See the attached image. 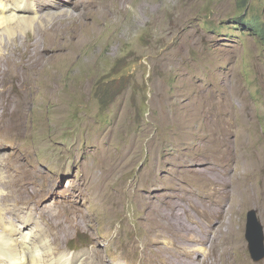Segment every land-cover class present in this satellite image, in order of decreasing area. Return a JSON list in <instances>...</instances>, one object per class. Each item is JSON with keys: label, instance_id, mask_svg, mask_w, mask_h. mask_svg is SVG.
Masks as SVG:
<instances>
[{"label": "rangeland", "instance_id": "obj_1", "mask_svg": "<svg viewBox=\"0 0 264 264\" xmlns=\"http://www.w3.org/2000/svg\"><path fill=\"white\" fill-rule=\"evenodd\" d=\"M50 3L61 9L39 14L53 30L2 35L21 74L15 116L0 106L4 222L30 220L46 263L48 251L84 264H264L245 238L250 210L264 226V39L237 22L264 26V0ZM49 34L70 50L29 71L25 46L43 50ZM196 204L222 214L202 218Z\"/></svg>", "mask_w": 264, "mask_h": 264}, {"label": "bare ground", "instance_id": "obj_2", "mask_svg": "<svg viewBox=\"0 0 264 264\" xmlns=\"http://www.w3.org/2000/svg\"><path fill=\"white\" fill-rule=\"evenodd\" d=\"M40 1V0H39ZM38 0H0V61H3L2 64H5V60L9 59L8 56L9 54H1V50L2 48V35L5 33H7L10 37L15 36L16 34V30L18 27H21V25H28L29 27H33L36 24L38 25H43L44 23L46 24V22L48 21L46 19V16L44 18L40 17L39 13H46V12H51V10H49L50 8H57V9H61V5H55L52 3H46V4H42L40 6H38L39 3ZM47 0H45L44 2H46ZM49 1V0H48ZM47 1V2H48ZM38 2V3H37ZM41 2V1H40ZM43 2V3H44ZM82 2V1H81ZM40 4V3H39ZM76 4V3H75ZM74 4V5H75ZM81 5V4H80ZM77 7V6H76ZM57 11V10H56ZM65 11V10H64ZM55 12V11H54ZM56 13V12H55ZM39 14V17H37V15ZM54 14V13H53ZM60 14V13H59ZM59 14L54 15L57 16L56 19H54V22H52L51 27H56L57 24L61 23L56 21L59 18ZM74 14V13H73ZM45 15V14H44ZM52 14L47 13V17L50 16L51 17ZM71 15V14H70ZM42 16V15H41ZM78 16V15H77ZM65 17V16H64ZM68 17V16H67ZM73 19V18H71ZM74 23H77L74 19H73ZM72 22V23H73ZM48 23V22H47ZM50 23V22H49ZM48 23V24H49ZM35 24V25H34ZM44 24V25H45ZM62 24V23H61ZM47 25V24H46ZM45 25V26H46ZM64 25V24H63ZM78 25V23H77ZM67 26V25H65ZM75 26V25H74ZM47 27V26H46ZM44 27V31L45 30H50L52 28L49 27ZM64 27V26H63ZM95 27V26H94ZM43 28V27H42ZM46 28V29H45ZM62 28V27H61ZM20 29V28H19ZM55 29V28H54ZM68 28H66L67 30ZM95 28H90V30H94ZM53 30V29H52ZM71 30V29H70ZM58 31V30H57ZM65 31V30H64ZM43 32V31H42ZM60 32V31H59ZM58 32V33H59ZM80 32V31H79ZM41 34V33H40ZM46 34V33H45ZM52 35V36H51ZM51 36V37H50ZM60 36V34L58 35ZM78 36V35H77ZM61 37V36H60ZM4 39V37H3ZM8 40V39H7ZM47 40L51 41L48 42L46 41V45L47 48L41 50L40 48L36 47V43H27V45L25 46L24 50H23V54H25L26 56H24L22 59L24 60V62H26V66L25 68L28 69L29 71H34L35 68L33 66V64H36L35 62H37V60H46V61H51L52 58H55V54L57 51L59 50H64L67 49L70 45V43L60 40L59 37H54L53 34H49V36H47ZM9 41V40H8ZM6 42V41H5ZM4 42L5 46L6 43ZM32 42V41H31ZM8 45V44H7ZM38 45V44H37ZM5 48V47H4ZM57 48H61L58 49ZM7 49V48H6ZM9 49V48H8ZM67 49L66 52H68ZM12 52V51H11ZM54 53L53 55H51L50 53ZM70 52V51H69ZM69 54V53H68ZM71 54V53H70ZM12 56V55H11ZM62 55H57L58 59L62 58ZM70 56V55H69ZM14 59H12V63H10L9 66H7L6 64L3 65L5 67H3L2 65H0V86L2 88V90L0 91V106L2 108H4L5 112L11 115L15 116L16 111L18 110L17 103L14 105L13 103L16 102V98H17V90L19 89V84L16 82V77L17 76H21V74L17 75L16 77H14L15 72L17 73L18 70H16L15 65L16 62H14L15 57H13ZM11 59V58H10ZM9 59V60H10ZM57 59V58H56ZM54 60V59H53ZM8 63V62H7ZM23 64V63H21ZM19 67V66H18ZM21 67V66H20ZM22 70V69H21ZM24 70V69H23ZM27 70V71H28ZM19 72V71H18ZM35 72V71H34ZM21 73V71H20ZM27 73V72H26ZM28 74V73H27ZM26 75V74H25ZM32 75V74H31ZM36 75V73H35ZM27 76V75H26ZM24 76V77H26ZM29 77V76H28ZM31 77V76H30ZM22 78V77H20ZM23 79V78H22ZM21 79V81H22ZM27 79V78H26ZM30 80V78H29ZM32 80V79H31ZM23 85V84H22ZM0 88V89H1ZM23 102V101H22ZM13 104V105H12ZM22 105V104H21ZM6 106V107H5ZM16 107V108H15ZM21 109V108H20ZM23 110V109H22ZM20 111V110H19ZM4 112V113H5ZM21 112V111H20ZM3 113V112H2ZM5 115V114H4ZM19 115V114H18ZM5 117V116H4ZM18 117V116H17ZM12 118V117H11ZM4 119V118H3ZM15 123V122H14ZM1 133V131H0ZM1 136V135H0ZM26 167V166H25ZM16 170V169H14ZM17 178V177H16ZM2 180V179H1ZM0 180V185L3 184V182ZM4 181V180H3ZM8 181V180H7ZM13 184V183H12ZM4 185V184H3ZM22 185V184H21ZM199 185V184H198ZM8 186V185H7ZM19 186V185H18ZM203 187V186H202ZM11 188V187H9ZM27 189V188H26ZM13 191V190H12ZM15 191V190H14ZM13 191V193H14ZM22 191V190H21ZM20 191V192H21ZM1 192V191H0ZM99 192V191H98ZM18 194H20L19 192H16ZM15 193V194H16ZM23 193V192H22ZM2 194H0V200L3 199H10L12 197V193L9 192V194H7L6 196L3 195V197L1 196ZM23 195V194H22ZM21 196V195H20ZM180 196V195H179ZM179 196H176L175 198H178ZM184 196V195H183ZM182 196V197H183ZM2 197V198H1ZM16 197H18L16 195ZM25 197V196H24ZM23 197V198H24ZM14 198V197H13ZM16 198H14L13 200H15ZM18 199V198H17ZM25 199V198H24ZM27 199V198H26ZM110 199V198H109ZM184 199V198H182ZM111 200V199H110ZM113 200V199H112ZM4 201V200H3ZM17 203L23 202L24 200L20 199V201L15 200ZM26 201V200H25ZM98 201V200H97ZM1 202V201H0ZM29 203V202H27ZM25 204V203H24ZM98 206V205H97ZM159 209V208H158ZM193 209L194 211L202 218H208V219H214V217H218L219 214L221 215L222 212L217 211L214 213V215L211 217V215L209 216L208 213L210 212L209 210L207 211L206 208L203 209V207H198L197 204L193 205ZM172 210V209H171ZM214 212V210H211ZM4 209H0V227L1 230L3 229L2 234H0V264H84L85 263V255L86 254H79L78 256L74 257L71 261H66V260H62V258H56L52 256L51 252L45 253L47 255L46 258L48 259V262H42L40 261V259L38 260L37 257L39 256V251L38 249H34L35 247H37V244L39 246V248H44L45 250L47 249V241L45 239L40 240V236L39 238L36 237H31L29 236V234H25L24 231H26V229H29L30 227V220H25V222L22 225V228H11L9 227L3 220V214H4ZM171 212V211H170ZM169 212V213H170ZM11 213V212H10ZM166 213V212H165ZM174 213V212H173ZM180 213V212H179ZM178 214V213H177ZM176 214V215H177ZM6 215V214H5ZM164 215V214H163ZM193 215V214H192ZM151 216V215H150ZM182 216V214H181ZM223 216V215H222ZM165 217V216H164ZM168 217V214H167ZM180 217V216H179ZM216 217V218H217ZM169 218V217H168ZM176 218V217H175ZM178 218V217H177ZM198 219V217H196ZM153 219V218H152ZM165 219V218H164ZM167 219V218H166ZM165 219V220H166ZM179 219V218H178ZM177 219V220H178ZM186 219V218H185ZM169 221V220H168ZM180 221V220H179ZM182 221V219H181ZM180 221V222H181ZM184 221V219H183ZM198 221V220H197ZM76 222V221H75ZM81 222V221H80ZM177 227V229H181L183 225V223H180ZM177 223V221H176ZM175 223V224H176ZM167 224V222H166ZM170 224V223H169ZM168 224V225H169ZM73 227H78V223H74L73 222ZM153 225V224H152ZM167 225V226H168ZM177 225V224H176ZM220 225V224H219ZM224 225V224H223ZM225 226V225H224ZM176 227V226H175ZM169 228V227H168ZM212 227L208 226V228L206 229L207 234L210 232ZM214 228V227H213ZM219 228V227H218ZM224 228V227H223ZM227 228V227H225ZM175 229V228H174ZM183 229V228H182ZM217 229V228H216ZM222 229V227H220V230ZM184 230V229H183ZM219 230V229H218ZM228 230V229H226ZM29 232V231H28ZM40 232V231H39ZM178 232V231H177ZM219 232V231H218ZM224 232V230H223ZM222 232V233H223ZM22 235V239L19 238ZM221 233V234H222ZM35 234V233H34ZM179 234V233H178ZM177 234V235H178ZM225 234V233H224ZM33 235V234H32ZM36 235V234H35ZM224 236V235H222ZM178 237V236H177ZM183 237V236H182ZM190 237L189 236H185L184 239L188 240ZM200 238V237H199ZM227 238L228 235H225V237L221 238L222 243L225 245L227 243ZM181 239V238H180ZM196 240V238H195ZM45 241V242H44ZM175 241V240H174ZM198 241V240H197ZM201 241V240H199ZM219 243V242H218ZM221 244V243H219ZM47 246V247H46ZM223 246V245H222ZM38 248V247H37ZM239 249V248H238ZM174 250V249H173ZM50 251V249H49ZM46 252V251H44ZM43 252V254H44ZM188 252V251H187ZM226 248L223 249L222 253H226ZM183 253V252H182ZM189 253V252H188ZM41 255V254H40ZM174 255V254H173ZM42 256V255H41ZM181 257V256H180ZM192 257V256H191ZM43 259V258H42ZM45 260V259H44ZM43 260V261H44ZM100 261V260H99Z\"/></svg>", "mask_w": 264, "mask_h": 264}, {"label": "water", "instance_id": "obj_3", "mask_svg": "<svg viewBox=\"0 0 264 264\" xmlns=\"http://www.w3.org/2000/svg\"><path fill=\"white\" fill-rule=\"evenodd\" d=\"M245 238L254 262L264 260V226L257 210H250L247 213Z\"/></svg>", "mask_w": 264, "mask_h": 264}, {"label": "trees", "instance_id": "obj_4", "mask_svg": "<svg viewBox=\"0 0 264 264\" xmlns=\"http://www.w3.org/2000/svg\"><path fill=\"white\" fill-rule=\"evenodd\" d=\"M248 0H242L243 4H247ZM237 22L240 24L247 25L254 33L261 35V38L264 39V26L260 24V20L256 17H252L251 19L245 20L244 18L237 19Z\"/></svg>", "mask_w": 264, "mask_h": 264}]
</instances>
